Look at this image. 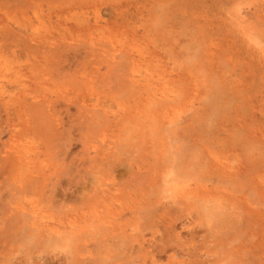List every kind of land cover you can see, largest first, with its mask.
I'll list each match as a JSON object with an SVG mask.
<instances>
[{
    "label": "rangeland",
    "instance_id": "1",
    "mask_svg": "<svg viewBox=\"0 0 264 264\" xmlns=\"http://www.w3.org/2000/svg\"><path fill=\"white\" fill-rule=\"evenodd\" d=\"M0 264H264V0H0Z\"/></svg>",
    "mask_w": 264,
    "mask_h": 264
}]
</instances>
